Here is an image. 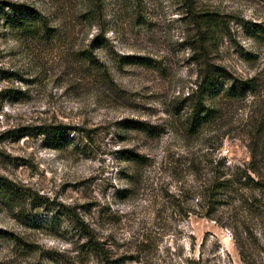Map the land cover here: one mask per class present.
I'll list each match as a JSON object with an SVG mask.
<instances>
[{
    "label": "rangeland",
    "instance_id": "374dc122",
    "mask_svg": "<svg viewBox=\"0 0 264 264\" xmlns=\"http://www.w3.org/2000/svg\"><path fill=\"white\" fill-rule=\"evenodd\" d=\"M1 2L40 11L53 37L26 40L0 16V176L19 191L0 195V264H264V190L246 178L264 179V0ZM203 14L216 19L209 31ZM89 48L95 64L81 53ZM204 63L226 86L252 87L216 96L213 117L192 132ZM42 124L68 126L70 142L11 132ZM239 177L236 191L213 188Z\"/></svg>",
    "mask_w": 264,
    "mask_h": 264
},
{
    "label": "trees",
    "instance_id": "16d2710c",
    "mask_svg": "<svg viewBox=\"0 0 264 264\" xmlns=\"http://www.w3.org/2000/svg\"><path fill=\"white\" fill-rule=\"evenodd\" d=\"M0 16L13 34L18 33L22 38L26 40L46 42L49 41L51 37H53V33L50 32L51 28L47 16L43 15L40 11L27 4L1 2ZM199 20L201 22L200 26L208 31L212 28L216 21L212 14L200 15ZM100 41V36L97 35L92 41L94 42V44L90 47L93 49V47H97L100 44L102 45L103 42ZM91 48L83 49L81 53L84 55V60L91 64H95L98 61L93 55ZM140 59L141 57L132 56L129 57L128 62L139 63ZM197 75L199 79L195 82L194 93L192 97H189L190 112L188 114V130L192 132L194 130L196 131L202 125L207 124L211 117H213V107L211 103L216 96L220 95L221 93L228 96H240L243 95L244 90L252 87V85L249 84L250 80L239 81L238 83L234 81L229 84V86H226L227 77L224 74H221L220 71L213 70L211 64L208 63H204ZM124 128H140L145 132L153 133L149 125L140 121H127L126 124H124ZM68 129L69 127L63 124H42L39 126H33L31 128L25 126L19 127L12 130L11 132L17 139H20L21 137L31 133H47L48 135H50V138L52 140L51 145H53L54 148L59 149V147L63 144H67L70 142V139L68 137ZM123 152L125 153L124 157L128 160H136L137 155L131 150L128 149L124 150ZM252 158L254 160L250 162L251 166H249L248 169L251 172L256 173V175H259V172H257L256 169V163L254 162V154ZM246 178H248L247 180H250L253 188L264 190L263 177L261 179L254 180L250 177V175H247ZM235 184L245 185L246 183L242 182V180H240V177L238 179L229 178L214 184L213 188L215 190L229 189L231 192H233L237 190L233 187V185ZM0 195L8 199H15V197L19 195V191L13 182L8 180L4 176H0ZM62 211L63 214L66 215L69 223H71L72 226L78 231L80 236L85 239L84 243L88 247V249L97 255H102V257H105V251L99 244V242L95 240L92 228L83 219L79 218L78 214L72 207H68V209H64ZM105 261L109 260L105 258Z\"/></svg>",
    "mask_w": 264,
    "mask_h": 264
}]
</instances>
